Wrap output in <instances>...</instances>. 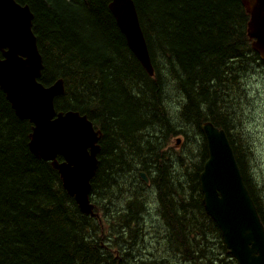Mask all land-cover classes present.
Returning <instances> with one entry per match:
<instances>
[{
    "label": "trees",
    "instance_id": "16d2710c",
    "mask_svg": "<svg viewBox=\"0 0 264 264\" xmlns=\"http://www.w3.org/2000/svg\"><path fill=\"white\" fill-rule=\"evenodd\" d=\"M111 1L16 0L34 15L41 83L64 80L57 112L87 116L103 137L92 217L64 190L51 163L31 152L32 125L0 88V264H225L232 256L202 202L201 125L226 131L264 225L247 148L232 134L231 112L244 96L241 75L260 60L247 35L250 16L241 0H133L151 78L118 28ZM170 86L183 101L169 98ZM180 136L177 153L168 145ZM140 172L150 177L162 236L159 249L136 261L125 246L136 241L153 196Z\"/></svg>",
    "mask_w": 264,
    "mask_h": 264
},
{
    "label": "water",
    "instance_id": "95a60500",
    "mask_svg": "<svg viewBox=\"0 0 264 264\" xmlns=\"http://www.w3.org/2000/svg\"><path fill=\"white\" fill-rule=\"evenodd\" d=\"M250 14L248 36L264 60V0H241ZM110 9L129 48L143 67L154 75L147 44L132 0H112ZM33 14L15 0H0V88L16 115L35 125L31 152L52 161L65 190L75 197L82 213L93 215L91 181L97 168L101 132L86 116L57 114L55 99L65 94L64 83L44 87L43 61L32 32ZM208 159L199 175L206 213L218 225L223 241L239 264H264V225L244 184L232 146L224 130L212 123L201 127ZM63 156L65 163H58ZM141 177L148 182L145 174Z\"/></svg>",
    "mask_w": 264,
    "mask_h": 264
},
{
    "label": "rangeland",
    "instance_id": "374dc122",
    "mask_svg": "<svg viewBox=\"0 0 264 264\" xmlns=\"http://www.w3.org/2000/svg\"><path fill=\"white\" fill-rule=\"evenodd\" d=\"M247 64L248 70L243 72L242 84L244 96L240 105L236 108L235 114L231 112L234 141L242 142L247 148L246 168L250 183L253 186L256 197L264 209V64L260 60ZM173 86V84L171 85ZM168 88L169 98L177 102L183 101V97L176 88ZM175 102V101H174ZM230 114V115H231ZM192 136L193 127L185 128ZM156 137H159L156 135ZM184 140L183 136L181 137ZM182 144H179V146ZM175 147L177 153L182 150L175 146V141L171 140L168 145ZM148 192L153 194L150 212L139 222L142 230L135 233L137 237L131 245L125 246L132 259L139 261L140 258H147L149 252H154L160 247L162 220L156 213L155 196L152 186L148 187ZM215 242V241H214ZM217 245V243H215ZM218 246V245H217ZM215 251L218 250L214 247ZM227 256V255H226ZM161 257V254H158ZM225 264H238L234 258L225 260Z\"/></svg>",
    "mask_w": 264,
    "mask_h": 264
}]
</instances>
